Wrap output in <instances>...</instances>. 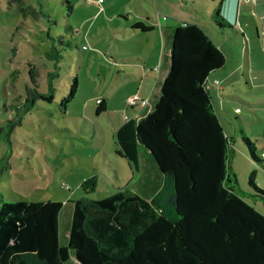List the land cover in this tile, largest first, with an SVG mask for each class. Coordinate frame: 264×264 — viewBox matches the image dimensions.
Returning <instances> with one entry per match:
<instances>
[{"label": "trees", "instance_id": "obj_1", "mask_svg": "<svg viewBox=\"0 0 264 264\" xmlns=\"http://www.w3.org/2000/svg\"><path fill=\"white\" fill-rule=\"evenodd\" d=\"M13 1L23 16L40 14ZM63 1L70 12L71 2ZM211 24L236 33L219 7ZM161 28L171 38L168 72L151 110L135 119L137 143L160 176L158 190L148 199L114 180L111 195L92 199L94 183L87 179L85 194L71 204L66 245L59 243L60 202L14 195L5 200L0 192V264H68L72 255L77 264H264V214L237 192L229 166L232 139L206 85L209 74L224 67V54L196 24L164 16ZM134 29L149 32L152 26L137 22ZM46 56L58 60L60 55L54 48ZM29 67L31 84L24 85L23 100L2 104L3 112L13 111L11 119L0 121V139L9 150L14 129L36 102L53 100L51 88L38 91L37 73ZM76 89L74 78L60 102L63 108ZM104 110V100L98 101L96 114ZM241 140L261 165L255 144L243 132ZM148 156L142 157L143 176L150 170ZM247 183L264 205L255 172Z\"/></svg>", "mask_w": 264, "mask_h": 264}, {"label": "rangeland", "instance_id": "obj_2", "mask_svg": "<svg viewBox=\"0 0 264 264\" xmlns=\"http://www.w3.org/2000/svg\"><path fill=\"white\" fill-rule=\"evenodd\" d=\"M12 1L0 0V121L13 116V111L3 112V103L23 100L24 85L31 84L29 64L37 73L38 91L46 93L51 88L53 100H38L23 117L11 135L10 150L0 139V192L5 200L14 195L26 201L60 202L59 243L66 245L71 204L85 194L84 181L92 178L94 191L88 196L102 199L113 193L112 181L134 190L141 174L135 119L142 113L126 100L142 74L141 65L131 64L132 60L138 59L135 56L144 60L153 32H140L134 25L156 23V10L187 21L198 15L211 24L218 5L184 0L192 8L190 13L172 0H67L72 6L69 12L63 0H22L40 12L32 19L19 13ZM240 40L238 35L233 42L237 54L224 47V71H232L227 82L230 92L225 90L222 97L212 88L213 73L209 93L224 133L232 139L229 166L236 176L237 192L264 214V205L247 183L254 171L255 180H260L264 168L251 159L241 140L243 132L260 156L264 88L252 86V79L246 77V47ZM54 48L59 51L58 60L46 56ZM128 74L135 79L126 80ZM74 78L76 92L63 108L60 102L68 96ZM102 99L105 111L96 114ZM68 264H77L73 255Z\"/></svg>", "mask_w": 264, "mask_h": 264}, {"label": "crops", "instance_id": "obj_3", "mask_svg": "<svg viewBox=\"0 0 264 264\" xmlns=\"http://www.w3.org/2000/svg\"><path fill=\"white\" fill-rule=\"evenodd\" d=\"M172 1L174 2V4H178L182 6L184 9H187L190 13L192 12V8L189 9L186 7L185 4L186 2H184V0H182L181 2L182 4L180 2H177L176 0H172ZM209 1L217 3L221 15L228 21V23H230V25L234 27V31L236 33L216 30L212 24H207V20L201 18L198 15H196L195 18L191 19V21L182 20V18L176 20L182 23H193L199 26L200 28H202L206 32V34L211 38V40L220 48L223 54H224V47H226L229 53L234 54L236 52L237 45L235 44L237 42L236 41L237 36L238 35L241 36V40L239 41V43L244 44V46L246 47V53H245V58L247 62L246 77L252 79V86L257 88H264V0H209ZM102 3L104 2L102 1ZM156 15L158 18L157 22L153 24H149L150 26H152L153 37L151 38L150 44L147 47L148 52L145 53V56H143L144 60L140 56H135L138 57V59L136 60V58H133L132 60L133 62L131 63V64H140L142 74L138 82L133 83L135 86V91L131 92L132 96L130 97L136 96L140 100L148 99L152 104V107L160 94L161 84L168 72L169 56H170V48H171L170 35L165 34L163 32V29L161 28L162 20L165 15L159 14L157 10H156ZM230 34L233 35V37L232 39L229 40L227 37ZM146 60H149V62L147 63ZM126 63L130 64L129 61H126ZM225 66H226V62L222 69L210 73V74L214 73L213 78H211L212 81L209 79V76L207 78V83L210 80L211 85L213 86L212 88L217 90L218 94L221 95L222 97H224L225 95L224 94L225 90H228V92H230L229 90L230 84L227 82L231 78L229 76V73L232 72L230 71L228 73L227 71H224L226 70ZM237 67H239V65ZM131 73L134 74V70H132ZM133 74L126 75L125 79L126 80H131V78L135 79V76H133ZM125 79L124 81L122 80V82H125ZM214 81H217L216 84L219 85L215 87L213 84ZM130 97H127V99H129ZM135 106L136 107L139 106L138 107L139 111L141 110L142 113L141 116H143L145 113L148 112L146 111V107H143L139 102H137L134 105H131V107H135ZM142 110H144V112ZM235 111H238V108H235ZM260 148L263 149L264 145L260 144ZM140 152H141V165H142V157H144V155L148 156L147 154L148 152L144 150V148L141 146H140ZM147 159H148V164L150 166L149 173L143 177L142 168H141V174L136 178V185L134 187V190L132 191L136 192L142 197L149 199L155 194V192L160 187L161 180L157 168L153 163L152 159L149 156L147 157ZM255 183L258 187L261 188V185L264 184V175L261 174L260 180L258 181L255 180Z\"/></svg>", "mask_w": 264, "mask_h": 264}, {"label": "built area", "instance_id": "obj_4", "mask_svg": "<svg viewBox=\"0 0 264 264\" xmlns=\"http://www.w3.org/2000/svg\"><path fill=\"white\" fill-rule=\"evenodd\" d=\"M98 1H99V3H102V0H98ZM216 83H217V81H214L213 84H216ZM206 85L209 88V85H208L207 81H206ZM127 102L130 105H134L137 102H139L143 107H146V111H149L152 108V104L150 103V101L148 99L140 100L136 96L130 97L127 100ZM260 160H261V166L264 168V148L261 150Z\"/></svg>", "mask_w": 264, "mask_h": 264}]
</instances>
